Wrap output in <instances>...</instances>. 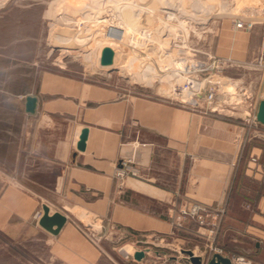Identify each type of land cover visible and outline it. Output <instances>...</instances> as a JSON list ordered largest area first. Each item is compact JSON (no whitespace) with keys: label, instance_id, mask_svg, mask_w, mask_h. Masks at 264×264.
<instances>
[{"label":"crops","instance_id":"1","mask_svg":"<svg viewBox=\"0 0 264 264\" xmlns=\"http://www.w3.org/2000/svg\"><path fill=\"white\" fill-rule=\"evenodd\" d=\"M237 20L220 23L212 50L230 61L224 78L236 82L237 92L221 96L223 111L207 116L43 75L38 92L27 94L38 97V108L28 115L34 124L23 128L16 169L0 171V235L28 251L33 243L32 254L42 260L44 250L50 263L99 264L100 252L77 225L83 216L138 242L170 234L178 207L192 201L226 207L216 241L222 257L264 264V125L247 121L264 99V70L257 69L260 55L264 62V17L242 19L255 23L251 31L237 29ZM85 128L86 148L78 151ZM132 155L144 177L128 178L120 190L115 167ZM43 205L68 216L57 235L39 225L42 216L34 219ZM181 237L190 238L187 231Z\"/></svg>","mask_w":264,"mask_h":264},{"label":"rangeland","instance_id":"2","mask_svg":"<svg viewBox=\"0 0 264 264\" xmlns=\"http://www.w3.org/2000/svg\"><path fill=\"white\" fill-rule=\"evenodd\" d=\"M0 1H3L0 2V171L3 169L6 171L16 169L18 145L24 142L23 128L34 124L32 118H29L28 114L24 112L25 97L27 94L38 92L43 75L51 73L83 82L100 84L115 88L121 94L166 102L171 106L207 116L212 113L207 104H203L201 109H194L173 102L171 100L172 95H164L157 90V77H154L151 85H145L141 80H131L132 76L128 71L121 70L120 66L126 65L130 56L135 57V55H138L141 58H147V53L153 51L152 47L169 54H177L176 52L181 51L182 53H179L176 57L186 59L192 57L194 50L212 52L213 39L223 20L250 19L258 21L264 17V0H182L183 5L188 10H191L192 7L190 6L193 3H201V6L206 9L204 10L205 13L204 11L203 13L200 10L198 11L202 18L211 12L207 18V23H199V20L198 23L191 24L196 28H205L200 31V34L191 30L188 37L185 38L183 32H173L164 42L162 40L168 37L169 31L162 32L163 24L157 17L151 16L149 27L154 30L158 28L157 32H162L158 34L161 39L142 38L139 42L147 45L142 47V50H140L141 47L136 48V50L130 49V51H126L128 49L123 50V48L119 50L116 47L115 64L109 71L104 69L90 71L83 63L71 56L62 58L60 48L51 45L50 35L54 20L47 14L56 0ZM179 2L180 0L144 1L147 5L153 3V6L159 9L164 18L169 15L165 13L166 11L175 12L172 5ZM221 5L226 8L224 12H219ZM127 12L130 15V12ZM131 18L132 16L129 19ZM168 21L175 25L178 24L177 21ZM161 45H165V47H160ZM147 48L150 49L147 50ZM161 53L159 51L158 55ZM157 56L153 57V62L151 61L155 70L163 66V62ZM136 60L142 59L137 58ZM219 79L222 81L220 90L223 89L224 93L226 92L224 74ZM236 92V89H234L230 93L235 94ZM1 189L2 183H0ZM79 214L81 212H78L77 215L79 216ZM34 219L38 220L35 215ZM81 221H76L78 227L101 254L99 264H136L141 261L135 260L133 255L138 248L143 247L144 250L149 249V256L142 260L147 259V264H192L189 257L182 250H191L199 256L206 250L209 240L207 237H196L193 231H188L187 233L190 236L188 239H182L181 232L179 235H171L170 233L163 236L145 237L138 240V242H132L128 237L120 236L114 230L111 232L104 229L101 221L91 216L87 220L81 219ZM94 224H97V227L93 226ZM219 234L220 232L216 239ZM158 237L166 238V242H159ZM199 241L203 245L201 249L198 247ZM28 247L30 251L16 243L14 239L0 235V264H59L50 263L44 250L40 251L42 260L32 254L31 249L32 251L35 250L33 243L28 244ZM126 247L131 248L129 253L125 250ZM204 254L205 259H208V253ZM205 263L206 260L203 264Z\"/></svg>","mask_w":264,"mask_h":264},{"label":"bare ground","instance_id":"3","mask_svg":"<svg viewBox=\"0 0 264 264\" xmlns=\"http://www.w3.org/2000/svg\"><path fill=\"white\" fill-rule=\"evenodd\" d=\"M144 1L56 0L47 14L54 20L50 35L51 45L60 48L62 58L71 56L83 63L90 71L98 69L109 71L111 67H101L99 63L101 51L104 47H111L115 54H117L116 47L119 50L120 48L121 50L122 48L123 50L128 49L126 51H130V49L136 50V48L141 47L140 50H142V47L147 46L139 42L142 38L161 39V36L158 35L160 32H157L158 28L154 30L149 27L151 16L157 17L163 24L162 32L165 30L169 31L168 37L162 40L165 42L173 32H183L185 38L188 37L191 30L200 34V31L205 28H196L191 24L198 23L199 20V23H207V18L211 13L206 14V16L204 15L202 18L198 11L200 10L203 13L206 9L201 6V3H193L190 6L192 7L191 10H188L183 5L182 0H180L178 4L172 5L175 12L164 11L169 14L167 18H164L160 14L159 9L153 6V3L152 5H147ZM219 9V12H224L226 8L221 5ZM127 11L130 12V15H128ZM131 16L132 18L129 19ZM168 20L177 21L178 24L169 23ZM160 47H165V45H161ZM152 49L153 51L147 53V58H141L138 55H135V57L130 56L127 64L120 66V68L121 70L128 71L130 76H132L131 80H141L145 85H151L154 77H157L158 83H160H157V90L164 95L170 96L173 94L174 87L183 81L179 77V68L188 69L193 64L186 61L185 58L176 57L179 53H182L181 51L176 52L177 54H169L161 49L153 47ZM159 51L162 52L160 55H158ZM154 56L159 57L163 62V66L156 68V70L152 63ZM137 58L142 60L135 61ZM234 84L229 82V80L225 81L226 92H224V95L235 89ZM221 91L223 93V89ZM88 218L89 216H83L82 220L85 221ZM96 225L94 224L93 226ZM125 250L129 253L131 248L126 247Z\"/></svg>","mask_w":264,"mask_h":264},{"label":"built area","instance_id":"4","mask_svg":"<svg viewBox=\"0 0 264 264\" xmlns=\"http://www.w3.org/2000/svg\"><path fill=\"white\" fill-rule=\"evenodd\" d=\"M235 25L239 30L251 31L255 23L240 19L236 21ZM186 61L191 62L193 65L188 69H177L179 77L183 81L174 87L171 100L194 109H201L203 108V104H207L212 112L223 111L222 105L226 103H221L219 100L221 96H225L220 90L222 81L219 77L231 65L230 61L214 55L211 51L203 52L199 50H194L192 57L186 59ZM257 69L264 70V62L261 55L257 59ZM248 116L247 121L249 123L258 124L256 114H249ZM252 161L257 162V159L253 158ZM113 176L120 190L124 189L128 178L142 179L144 177L141 167L136 165L134 155L121 159L115 167ZM226 215L227 209L224 206L184 201L180 204L174 215L171 235H179L183 231H193L196 237H207L209 240L205 253H208V259H205L204 253L199 255L202 257L203 263L206 260L205 264H207L214 254L223 255L224 253L223 248L217 244L216 237L221 230ZM41 216V212L35 214V218L37 219ZM158 239L159 242H166V238L164 237H158ZM144 251L145 255L149 254V249ZM194 254L196 255V253ZM230 260L231 264H252L250 261L236 255L231 256Z\"/></svg>","mask_w":264,"mask_h":264},{"label":"water","instance_id":"5","mask_svg":"<svg viewBox=\"0 0 264 264\" xmlns=\"http://www.w3.org/2000/svg\"><path fill=\"white\" fill-rule=\"evenodd\" d=\"M115 52L111 47H104L101 51L100 66L111 67L114 65ZM38 108V97L34 95H27L25 99V112L28 115H35ZM256 120L258 123L264 125V99L260 101L256 112ZM88 129L82 130L79 142L77 143L78 151H85L86 142L88 138ZM43 215L39 220V225L53 235H57L68 221V216L61 212L51 213V208L48 205H43ZM192 264H203V259L200 256L195 255L191 250H183ZM134 258L137 261H142L145 258V251H136ZM207 264H231V260L222 257L219 254H215L208 261Z\"/></svg>","mask_w":264,"mask_h":264}]
</instances>
